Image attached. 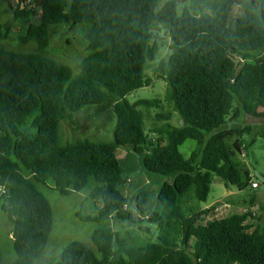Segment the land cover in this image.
I'll return each instance as SVG.
<instances>
[{
  "label": "trees",
  "instance_id": "trees-1",
  "mask_svg": "<svg viewBox=\"0 0 264 264\" xmlns=\"http://www.w3.org/2000/svg\"><path fill=\"white\" fill-rule=\"evenodd\" d=\"M157 2L0 0L11 27L23 33L19 40L37 46L32 53L0 48V210L12 223L13 264H34L53 228L52 208L38 186L61 196L90 189L88 199L98 216L86 220L139 224L144 218L176 235L136 247L121 240L113 225L94 231L89 244H67L51 264H264V221L254 196H247L244 212L206 222L217 206L190 208L188 215L179 208L190 191L197 202H205L214 179L238 191L252 187L250 174L242 177L233 161L231 148L242 152L240 142L227 144L248 128L225 126L240 113L264 121V0H252L259 5V24L240 17L231 26L234 0L198 2L199 13L180 16L176 1L161 8ZM9 24L0 39L8 37ZM77 25L88 26L89 53L73 76L67 65L43 52L51 27L68 26L70 32ZM161 30L170 53L153 73L167 86V95L164 101L131 103V92L151 84L145 68L156 58L153 39ZM106 100L113 102L115 116L111 142H59L61 120L73 125L83 107ZM162 102L170 111L155 115L165 123L149 131L155 136L150 138L140 108H159ZM173 113L181 119L179 127L168 123ZM187 140L196 149L184 158L179 147ZM120 147L138 155L143 170L174 175L157 193L163 213L147 212L145 192L136 197L137 219L127 211L118 189L123 185Z\"/></svg>",
  "mask_w": 264,
  "mask_h": 264
},
{
  "label": "rangeland",
  "instance_id": "rangeland-1",
  "mask_svg": "<svg viewBox=\"0 0 264 264\" xmlns=\"http://www.w3.org/2000/svg\"><path fill=\"white\" fill-rule=\"evenodd\" d=\"M68 5L71 0H64ZM169 0H158L157 8H161ZM172 1V0H171ZM176 1V16H180L184 11L190 14L199 13L198 2L205 0H174ZM228 25L231 26L235 19L247 17L256 24L260 23V10L258 4H253L252 0H234ZM6 5L0 3V32L5 31L7 24L10 23L9 14L5 10ZM9 27L11 25L9 24ZM68 26H53L49 31V45L43 54L55 61L67 65L73 76L79 73L80 62L88 55L87 42L84 38L88 26L77 25L72 31H68ZM23 35L18 30V26H12L6 39H0V48L8 49L18 53H32L37 51L34 43H22L19 37ZM158 44V51L154 61L148 62L145 74L151 79V84L147 87L131 92L127 99L129 102L137 100L164 101L167 95L165 83L154 76L153 70L160 60H165L170 53L169 39L167 34L158 31L153 39ZM113 102L106 100L100 105H89L83 107L73 117V125L67 120L59 123V142H73L79 139H89L95 143L111 142L113 140V129L115 116L112 111ZM234 107L238 106L235 101ZM167 103L162 102L159 108L148 110L140 108L145 115L144 130L150 137H155L149 131L162 126L165 121L154 120L155 115L164 114L170 110ZM172 126L179 127L181 119L177 113H173L170 121ZM248 128V132L235 136L227 141L231 147L238 140L241 144L242 152H234L233 161L242 177L245 173L250 174V183H255L253 188L247 185L243 190L238 191L236 187H226L222 182L214 179L210 185L207 199L205 202H197L190 191L187 195L180 198L179 208L182 213L188 215L190 208H205L208 206H219L225 204L224 208H216L214 214L204 218V222L213 218H221L232 213H242L246 210L249 196L255 197V204L260 208L259 216H263L264 221V181L256 177L259 174L264 179V121L255 117H250L240 113L237 120L231 124L227 123V129ZM196 149L193 141L187 140L180 147L179 152L184 158H188ZM116 156L120 166V175L123 185L118 189L125 198L127 211L131 217L137 219L136 197L140 192L147 194V212L163 213L157 200V193L161 185L165 182L171 183L174 175L161 176L150 173L142 169L140 157L126 148H118ZM46 197L53 212V228L49 236L48 243L42 256L34 264H51L59 259L62 249L69 243L78 241L85 244L90 243V238L94 231L99 229L112 228L121 240H125L128 245L144 246L155 243L157 238L166 234L168 238L175 237L172 230H161L155 223H149L144 218L139 224H128L117 219H105L102 221L86 220L85 218L96 219L98 209L94 202L88 199L90 189L69 196H61L57 192L45 186H38ZM248 196V198H247ZM235 200V203H234ZM237 203V204H236ZM263 207V209H262ZM258 216V215H257ZM12 223L7 216L0 210V255L2 264H13L16 256L12 244ZM124 241V242H125ZM98 255V254H97Z\"/></svg>",
  "mask_w": 264,
  "mask_h": 264
},
{
  "label": "built area",
  "instance_id": "built-area-1",
  "mask_svg": "<svg viewBox=\"0 0 264 264\" xmlns=\"http://www.w3.org/2000/svg\"><path fill=\"white\" fill-rule=\"evenodd\" d=\"M252 187L255 188V187H257V185H256L255 183H252ZM218 207H219V208H224V207H226V205H225V204H221V205L215 207L214 211H215L216 208H218ZM213 214H214V213H213Z\"/></svg>",
  "mask_w": 264,
  "mask_h": 264
},
{
  "label": "water",
  "instance_id": "water-1",
  "mask_svg": "<svg viewBox=\"0 0 264 264\" xmlns=\"http://www.w3.org/2000/svg\"><path fill=\"white\" fill-rule=\"evenodd\" d=\"M255 176L258 177L260 180L264 181L263 177H261L259 174H256Z\"/></svg>",
  "mask_w": 264,
  "mask_h": 264
},
{
  "label": "crops",
  "instance_id": "crops-1",
  "mask_svg": "<svg viewBox=\"0 0 264 264\" xmlns=\"http://www.w3.org/2000/svg\"><path fill=\"white\" fill-rule=\"evenodd\" d=\"M206 208V207H205ZM202 209H204V208H202Z\"/></svg>",
  "mask_w": 264,
  "mask_h": 264
}]
</instances>
